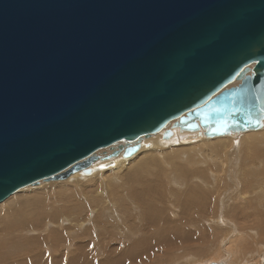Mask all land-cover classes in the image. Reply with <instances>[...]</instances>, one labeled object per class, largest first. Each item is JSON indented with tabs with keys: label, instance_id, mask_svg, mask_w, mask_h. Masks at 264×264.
Returning <instances> with one entry per match:
<instances>
[{
	"label": "water",
	"instance_id": "obj_1",
	"mask_svg": "<svg viewBox=\"0 0 264 264\" xmlns=\"http://www.w3.org/2000/svg\"><path fill=\"white\" fill-rule=\"evenodd\" d=\"M263 117L264 0H0V203L176 119Z\"/></svg>",
	"mask_w": 264,
	"mask_h": 264
},
{
	"label": "bare ground",
	"instance_id": "obj_2",
	"mask_svg": "<svg viewBox=\"0 0 264 264\" xmlns=\"http://www.w3.org/2000/svg\"><path fill=\"white\" fill-rule=\"evenodd\" d=\"M175 121L131 144L98 150L1 202L0 256L6 251L0 264H82L74 251L60 257L58 244L69 239L78 250L76 240L88 231L87 222L106 216L121 219L107 227L115 232L108 237L115 251H157L173 239L209 238L222 253L212 264L264 254V225L249 223L264 213L254 207H264V117L259 129L218 137H206L202 129L183 131ZM132 146L139 148L125 158ZM231 189L234 204L222 205ZM47 244L57 247L52 255L39 251ZM15 248L23 250V258L13 257Z\"/></svg>",
	"mask_w": 264,
	"mask_h": 264
},
{
	"label": "rangeland",
	"instance_id": "obj_3",
	"mask_svg": "<svg viewBox=\"0 0 264 264\" xmlns=\"http://www.w3.org/2000/svg\"><path fill=\"white\" fill-rule=\"evenodd\" d=\"M237 189L239 188L237 187ZM228 194H229V197L224 198V203L222 205H233L234 204V201L232 198H233V195L236 194V190L231 189ZM76 202L77 201H74V203ZM82 202L83 201L80 202V205L82 204ZM58 204H59L58 207L63 206V203L61 202H59ZM58 207L56 206V208ZM254 207L257 208L258 211L264 212V207H259L258 205H255ZM46 209L43 211L45 213H42L45 216L46 214H49L46 212L47 211ZM252 211H254V209H252ZM258 215L259 216H255L252 219H250V221L252 222H249L250 224H253V225L256 224L255 227L260 224L264 225V213H261ZM116 219L117 221H115ZM93 220H94V217H93ZM93 220H91L92 222L89 221L91 224L87 222V224L85 225V228H88L86 229L88 231L86 233H83V235L80 234L79 238H77L76 243L80 242V245H81V246L79 245L78 250L77 248L75 250L72 249V247L74 246V243L68 241L69 239H66L65 242L61 241L58 244L59 246H58L57 253L59 254L60 257L61 256L63 257V254H66L67 251L68 252L74 251L75 256L78 258L77 260H79V262L82 264L83 263L84 264H124V263L125 264H129V263L130 264H192L191 262H193V264L195 263L196 264H212V263H215L217 261L215 259L217 257L220 258L222 254L220 253L221 249H218L217 246L215 247L214 244L213 246L212 245L213 241H210L211 239L209 238H204V239L190 238V240H187V241L186 240L175 241L173 239L167 243V246L165 248L157 250V251L147 250V251H142V252H137V253H134L133 250H129L130 252L115 251L113 248L109 247V244H108L110 241V238H108L109 235L115 232L111 231L110 233L109 229L107 230V227L108 225H111V224H117L118 222L121 221V219L117 216L115 218L106 216V217H103L101 220L95 219L94 223H93ZM92 223L95 226H92ZM186 242H187V245H186ZM248 244L252 247V243L250 240ZM54 247L55 246L53 245H48V246H44L45 248L44 249L43 246H41L39 251H41V253H43V251L44 253L49 252V254L52 255V252L55 253L57 249V247L55 248ZM187 249L189 250V252H187ZM90 250L92 251V253L90 252ZM5 251L6 249L3 250L2 255L5 253ZM22 252H23L22 249L15 248V255L13 257H16L17 259L23 258ZM214 252L216 254H214ZM2 255L0 256V258H2ZM209 256H211L212 258ZM240 257L241 258H238V256L235 257L234 264H240L246 261L248 262V264H264V254L263 253L259 257H257L256 254H254L253 256L249 254V255H245V257H242V256ZM90 259L93 262H90ZM189 259L191 261L188 262ZM37 261L39 262L41 261L42 263V258L40 260L36 259V262ZM59 264H63V263H59Z\"/></svg>",
	"mask_w": 264,
	"mask_h": 264
}]
</instances>
